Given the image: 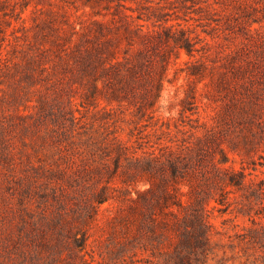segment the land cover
Instances as JSON below:
<instances>
[{"label":"trees","instance_id":"1","mask_svg":"<svg viewBox=\"0 0 264 264\" xmlns=\"http://www.w3.org/2000/svg\"><path fill=\"white\" fill-rule=\"evenodd\" d=\"M137 1L138 7L132 8L138 10L136 14L121 9L119 2L110 19L96 18L89 26L74 27L72 34L64 35L72 43L69 56L91 75L93 89L103 79L112 88L111 99L138 105L152 118L136 139L142 153L116 136L115 164L123 167L124 174L122 193L113 196L106 185L97 194V202L114 200L107 208L116 210L113 225L124 243L137 247L142 242L149 249L146 239L150 240L158 249L154 255L165 264H209L215 247L212 212L215 208L227 212L233 204L236 217L245 215L252 221L238 233L241 241L264 245L261 0H157L156 8L151 4L156 0ZM163 2L177 8L175 16L171 17ZM230 13L239 14L238 32L231 22L223 27L220 18ZM192 19L210 25L211 30L230 28L235 33L223 49L221 33L206 29L215 41L204 43L205 37L193 34L188 24ZM51 26L54 30L55 25ZM53 41L60 43L56 38ZM183 51L189 55L184 66L179 60ZM173 65L175 73L170 76ZM181 77L184 80L172 95L169 84ZM201 82L205 83L202 88ZM140 85L142 92H138ZM180 87L185 91L179 102L180 116L158 115L160 108L172 111L171 98ZM163 98L169 103L159 105ZM201 102L218 104L211 119L202 118ZM231 152L241 155L240 168L229 164L236 161ZM213 199L217 203L210 206ZM135 251L134 256L138 255ZM132 259L133 264L140 260Z\"/></svg>","mask_w":264,"mask_h":264},{"label":"rangeland","instance_id":"2","mask_svg":"<svg viewBox=\"0 0 264 264\" xmlns=\"http://www.w3.org/2000/svg\"><path fill=\"white\" fill-rule=\"evenodd\" d=\"M119 2L124 11L138 12L132 9L138 7L137 0H0V264H133L132 258L140 259L138 264H165L154 255L158 249L150 240L146 239L149 249L142 242L137 247L124 243L113 225L116 210L107 208L114 200L100 205L96 199L106 185L113 196L122 193L116 136L142 153L136 139L152 118L138 105L111 99L112 88L103 79L93 89L91 75L69 56L72 43L64 40L74 27L82 29L96 18L110 19ZM151 4L159 7L157 0ZM162 4L171 17L176 15L173 4ZM258 13L264 19V0ZM237 15L220 18L223 27L231 22L238 32ZM200 21L188 24L193 34L205 37L204 43H214L212 33L218 31L224 49L235 33L230 28L211 30ZM187 59L183 51L179 59L183 66ZM174 73L173 65L170 76ZM183 80L169 84L172 95ZM204 85L200 83L201 88ZM143 90L140 85L138 92ZM184 95L180 87L171 98L172 111L160 108L157 114L180 116ZM166 98L159 105L169 103ZM217 107L201 102L202 118L211 119ZM231 155L236 161L229 164L240 168L241 155ZM216 203L213 199L210 206ZM230 210L212 212L215 247L209 264H264V245L238 237L252 221L245 215L236 217V204Z\"/></svg>","mask_w":264,"mask_h":264}]
</instances>
